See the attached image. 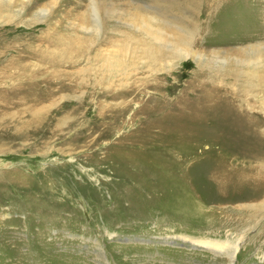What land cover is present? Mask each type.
<instances>
[{"label": "rangeland", "instance_id": "374dc122", "mask_svg": "<svg viewBox=\"0 0 264 264\" xmlns=\"http://www.w3.org/2000/svg\"><path fill=\"white\" fill-rule=\"evenodd\" d=\"M147 43L162 48L148 57ZM0 82V264L228 263L192 237L264 264L260 181L218 215L227 227L200 220L217 199L204 173L229 156L264 163V0H0ZM162 167L189 177L197 215L130 211Z\"/></svg>", "mask_w": 264, "mask_h": 264}, {"label": "bare ground", "instance_id": "6f19581e", "mask_svg": "<svg viewBox=\"0 0 264 264\" xmlns=\"http://www.w3.org/2000/svg\"><path fill=\"white\" fill-rule=\"evenodd\" d=\"M151 29H152L151 32L154 35V37L157 40L161 41L162 34L159 32L158 25L151 26ZM97 31L98 29L94 27V31L92 32L98 33ZM182 40H183L182 44L188 43V40L186 37H184ZM157 48L160 49L162 48V46L160 44H158L157 46H154L151 43H147L144 45L142 52L148 57H153ZM166 48L171 52L174 51L173 45H170ZM125 51H128V50L126 49L124 50L121 46H118L115 49H111L105 55L106 66L107 68L108 67L110 68V69L108 68L110 72L117 71L119 67L124 65L122 55L126 54L124 53ZM175 51L177 52L181 51V53L184 52L183 50H175ZM252 66L257 68L259 64L254 63ZM32 83L33 85H35L33 81ZM28 88H31V87H28ZM15 90H16V96H17L20 90L17 88ZM0 91H1L0 100H4L7 103L11 102V97L6 96V94H4V91H2L1 88H0ZM10 91L12 92V90ZM202 140L203 139H195V138L193 139V145H195L194 146L195 149H197L198 146H200L199 143H201ZM210 152L211 151L209 149H206L205 151L201 150L200 152H196V153H199V155L201 156L203 154H208ZM182 155L181 157H183ZM254 158L257 159L258 161L259 159L264 160V158H258L255 156ZM213 165L215 166V164ZM247 165L244 166L243 163L238 164L236 163L235 159H231L229 156L227 157V159L225 158L223 160L220 166L214 167L213 169H210L209 171L206 170L207 171L206 173L201 172V173H204L203 174L204 177L208 178L206 179V181L209 180V182L212 184L214 188L213 190H215L217 193L216 194L217 199L211 201L210 203L209 202L206 203L204 201L202 202V198H201L202 196L197 191H195L194 184L191 181H189V177L185 175L186 177L185 178L182 175L183 172H182L181 167H178V169H167L168 167L166 168L162 167V169L165 171L164 172L162 170V173H164L163 176L165 180L167 181L160 180V182L157 184H148V185L145 184L144 186L136 188V191L137 189H140L139 195H141L142 198L131 201L132 207L130 211L131 212L135 211L137 215H141L143 213L141 216L146 217V218H151L152 212H155V214L158 216L162 215L159 218V221H156L158 225L167 223L172 219H177L181 217L186 218L191 215H197L198 214L197 206L198 204L200 205L201 203H195L191 201L192 199L190 200L189 198H186L189 193V194H192L193 197L194 195L199 197L200 199H198V202H202L203 209L205 208L200 218L201 225L203 226L201 230H205V229L216 230L215 228L227 227L229 224L228 221L226 219L222 220L218 218V215L223 214L225 217V214L227 215L228 212H235L236 207H238V204H236L235 202L236 201L235 198L237 195L241 193L240 190H244L245 188H252V187L255 188L256 184L259 181L264 186V163L261 161L259 164L257 162L256 165H251V164L248 166ZM176 171H180V172H176ZM153 174H154V170L152 169V173H151L152 178L155 175ZM174 179H176L177 181L176 186L171 183ZM167 187L170 189V198H166V196H169ZM163 189H164V192L160 194L159 191L161 190L163 191ZM213 190L211 189L210 191L212 192ZM229 190H233L234 193L231 194ZM208 199H210V197ZM206 204H210V205L207 206ZM206 206L208 209L210 207H213V209L207 210ZM217 210H220V211H217ZM132 213L135 214L134 212ZM230 225L232 227L234 226V224H230ZM189 241L193 243L197 242L199 245H201L203 248L210 251L211 253H220V255L224 254L228 260L227 264H232V262L234 261V257L236 256L238 252V244L235 242L234 243H231L229 241L225 242V241H220L218 239H214L210 237H205V238L192 237L189 239Z\"/></svg>", "mask_w": 264, "mask_h": 264}]
</instances>
